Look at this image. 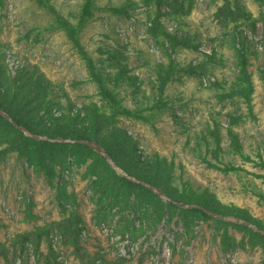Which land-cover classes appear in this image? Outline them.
<instances>
[{
  "label": "rangeland",
  "instance_id": "rangeland-1",
  "mask_svg": "<svg viewBox=\"0 0 264 264\" xmlns=\"http://www.w3.org/2000/svg\"><path fill=\"white\" fill-rule=\"evenodd\" d=\"M0 67L115 123L170 191L264 225V0H0ZM15 135L0 120V152L17 145L0 156V264H264L255 227L129 189L94 149Z\"/></svg>",
  "mask_w": 264,
  "mask_h": 264
},
{
  "label": "trees",
  "instance_id": "trees-1",
  "mask_svg": "<svg viewBox=\"0 0 264 264\" xmlns=\"http://www.w3.org/2000/svg\"><path fill=\"white\" fill-rule=\"evenodd\" d=\"M160 34L172 43L173 46L181 44L190 46L187 38H182L176 33H169L162 26L159 28ZM235 45H238L242 52L245 41L240 38L238 32L235 37ZM244 63H247L244 55H242ZM27 72L22 69L18 70L15 75L8 76L4 74V68L0 67V108L4 109L10 116L11 121H8L0 115V120L7 123L15 131V140L20 143V146L27 148L33 142H39L35 136L46 137L56 141L60 140L73 141L77 147L94 151L93 148L80 144L77 141L87 139L99 143L106 154H108L117 167L125 171L127 176L120 177L124 186L129 189H141L148 193L154 194L144 183H150L161 188L165 197L168 198V204L177 206L179 203L191 205V208H185L186 211H192L200 214L204 219H209L215 215L222 217H234L242 222H247L257 230L264 231L262 222L245 210L241 209H219L218 204L209 199H189L178 192H172L169 187H165L162 177L165 168L159 161H154L146 155H140L138 143L126 132L119 129L115 123L111 122L106 117L94 113L89 114L83 112L82 108L77 106L62 107L52 101H42L40 103L39 94L48 95L49 86L45 81L37 80L31 75L27 76ZM159 78L162 85L168 81V76L160 75ZM23 127L28 130L29 135L18 127ZM115 141V143H113ZM42 143H47L43 139ZM127 142V143H125ZM17 146V145H16ZM16 146L0 152V156L16 150ZM106 160V158L102 155ZM144 166H146L144 168ZM130 177L135 178L131 180ZM156 197H159L156 195ZM192 200V201H190ZM199 206V207H197ZM242 227L248 228L247 224H240ZM71 235L74 238L76 247L79 248L78 237L79 232L75 228L70 229ZM257 235L264 238L260 232ZM22 241H34L39 247L42 240L41 233H32L23 235ZM68 241V239H67ZM84 259V257H83ZM85 261V260H84ZM88 262V261H86ZM84 262V264H87ZM104 264V263H99ZM111 264H126L125 260L121 259L114 261Z\"/></svg>",
  "mask_w": 264,
  "mask_h": 264
},
{
  "label": "water",
  "instance_id": "water-1",
  "mask_svg": "<svg viewBox=\"0 0 264 264\" xmlns=\"http://www.w3.org/2000/svg\"><path fill=\"white\" fill-rule=\"evenodd\" d=\"M0 115L2 117H4L5 119H7L8 121H11V116L2 108H0ZM18 128L21 129L22 131H24L25 134L29 135L28 130H26L25 128H23V127H18ZM35 138L40 139V138H43V137L35 136ZM77 142L80 143V144H84V145H87V146L93 148L97 153H100V154L104 155V157L108 161L113 163L112 158L108 154L105 153L104 148L99 143H97L95 141L87 140V139L86 140L85 139H81V140H78ZM130 179L135 181V178H133V177H130ZM144 185H146L154 193L165 197V193H164V191L161 188L156 187V186H154V185H152L150 183H144ZM178 205H180L181 207H184V208H191L192 207L191 205H186L184 203H179ZM197 207H199V206H197ZM237 221L240 222L239 219H237ZM243 223L249 225L247 222H243ZM257 231L264 235V231H262V230H257Z\"/></svg>",
  "mask_w": 264,
  "mask_h": 264
}]
</instances>
